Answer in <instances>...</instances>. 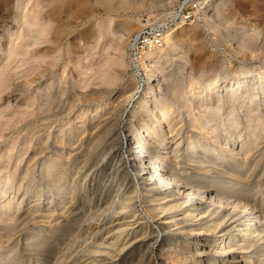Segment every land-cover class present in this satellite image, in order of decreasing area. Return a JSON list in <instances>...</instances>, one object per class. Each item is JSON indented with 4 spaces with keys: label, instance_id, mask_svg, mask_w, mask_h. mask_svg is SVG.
Masks as SVG:
<instances>
[{
    "label": "rangeland",
    "instance_id": "374dc122",
    "mask_svg": "<svg viewBox=\"0 0 264 264\" xmlns=\"http://www.w3.org/2000/svg\"><path fill=\"white\" fill-rule=\"evenodd\" d=\"M119 1L104 7L98 0H0V264H59L66 242L70 254L85 256L96 227L114 225L117 212L128 218L118 222L135 214L145 219L154 203L158 190L137 182L131 193L117 167L120 159L131 161L127 137L142 129L140 120L130 121L129 111L143 97L147 79L129 64L128 46L145 20L162 19L185 0ZM127 21L134 24L129 31ZM170 35L174 48L154 64L150 77L157 99L170 107L166 119L176 120L163 122L169 141L180 142L166 165L183 180L238 196L264 212V83L253 74L264 72V0H200L195 19ZM250 73L248 90L256 95L239 91L230 101L220 88L219 101L190 99L185 109L193 117L208 115L200 119L207 127L204 136L187 123L190 116L179 102L188 98L171 99L190 86ZM242 119L254 126L245 130ZM241 135L257 137L253 152L240 148ZM191 143L207 147L191 159ZM58 165L66 169L55 182L56 175L45 169ZM8 199L13 203L4 211ZM112 202L116 213L107 214ZM132 224L136 240L141 233ZM100 235L105 236L102 230ZM169 237L186 244L190 239ZM153 240L147 264H172L168 256L175 253L165 239L155 234ZM135 247L125 264H143L142 249Z\"/></svg>",
    "mask_w": 264,
    "mask_h": 264
},
{
    "label": "bare ground",
    "instance_id": "6f19581e",
    "mask_svg": "<svg viewBox=\"0 0 264 264\" xmlns=\"http://www.w3.org/2000/svg\"><path fill=\"white\" fill-rule=\"evenodd\" d=\"M98 1L104 7H111V5H113V2H111L112 0ZM133 26L134 24L132 21H127L124 27L127 29L126 31H129ZM173 37L169 34L164 40L165 48H163L162 45L153 51L145 53L137 63L133 62L131 59L128 60L133 69L138 70L140 67L147 76L143 97L135 101L133 107L129 111L130 121L132 119L140 120L139 126L142 129L137 135L135 134L127 137V146L131 151L129 155L131 161L125 163L120 159L119 162H117L119 163L117 167L120 168L121 180L124 181L125 186L128 185V189L131 188V193L136 192L133 184L137 182H141L149 191L153 189L158 190V192L156 194L154 193L151 197V201L154 203L148 207L150 208L148 211L149 213L145 214V219L148 220H145L140 214H135L132 216L133 218L131 220L118 222L119 218L121 220L128 218L123 217L122 212H115L113 201V204L111 203L112 205H110V208L108 207L109 209H107L106 212L107 214L116 213V215L119 216L118 218L116 216L117 222L114 225H110L108 228L102 227L103 224L101 226L102 228L96 227L97 231L93 233L94 237L92 238V243L89 244V250H87V255L85 256H80L76 252H73V255L70 254L69 248L71 244L64 242L65 244H62L63 247L60 249V254L58 255L57 262L59 264H125L129 255L128 252L135 246L142 249L141 261L143 264H147L151 252L150 250L153 249L152 247L157 241L153 240L155 234H159V236L165 239L164 245L167 246L169 252L175 253L174 255L169 253L170 256H168L172 264H204L205 262V264H264V212H261V210L259 211L256 204L245 202L242 198H238V196L234 197L225 192H212L198 184L183 180L180 176L175 174L173 171L175 167L173 165H171V168L166 165L167 160L174 158V151L180 150V142L176 140L169 141L167 137L169 134L165 136L166 130H163V122L167 123L166 125H174L176 120L166 119L167 116L169 118L170 107L164 98L157 99L158 94L156 95V85L151 82L150 77L154 73V64L161 59H165L169 55L170 48H174L175 44ZM253 74L256 76V81L260 84L264 83V72H256ZM252 76L253 75L250 73L249 75H244L243 78L217 80L213 84L205 85L204 87L190 86L186 92L178 90L174 92V94L172 93L171 99H173V102L178 103L180 99L188 98V100L186 99L179 102L181 107L185 109V107L189 103L192 104L193 101H219L220 95L218 90L220 88L225 90L224 93L227 91L230 101L237 98L236 94L239 91H248L249 94L256 95V92L248 90L251 84L248 83V80L251 79ZM128 97H131V95ZM219 106L220 105H217L216 108H219ZM98 109L97 107L93 109V114L96 115ZM185 110H187V108ZM186 112L187 115L190 116L187 123L193 126L195 130L199 132V135L204 136L207 127L201 123L202 120L200 121V119L206 116L208 118V115L201 113L203 117L200 116V118H196L193 117L192 111V114L188 110ZM220 115L221 113L216 114V116L221 119ZM241 122H244L243 125L245 126V130L246 128L248 129L254 126L248 120L242 119ZM205 124H207V119ZM240 126L242 125L240 124ZM252 133V135H255L254 132ZM243 135L239 137L242 141L244 140V146H240V148L244 147L248 149L249 153L257 144L256 141L258 139L255 137L253 140ZM11 147L10 145L8 148L9 151L6 154L8 157L13 149V147ZM202 147L206 148L207 145L205 147V145H192L191 143V146L188 147L189 154L187 155L191 159L194 158L195 154L198 153ZM224 151L225 149L223 148L219 150V157H222ZM240 155L241 154L238 152L236 155L237 159ZM36 163L34 162L33 164ZM244 163H246V161H243V164ZM27 164L29 163L27 162ZM33 167H35V165ZM63 169L66 168H62L58 165L47 167L45 170L47 173L51 172V174L53 173V175H56L53 181L59 182V178L61 177L60 174L63 172ZM129 173L132 175L131 180L128 178ZM146 192H148V190H146ZM22 199L23 198H21V200ZM129 199L130 197H128L126 201ZM12 203V199L5 201L2 205L3 210L9 209ZM65 213V215L69 214L68 209L65 210ZM153 220H155L154 225L151 223ZM132 223L138 224L137 227L141 233L138 238H135L136 240H134L132 235V237L130 236L129 232L132 227H134ZM45 226L46 225H42V227ZM101 230L102 233L105 234L103 237L100 235ZM172 234L188 236L190 239L187 241V244L176 242V239L174 240L173 238L168 240V238H170L169 236ZM69 254L72 255V257H70ZM44 256L47 255L45 254Z\"/></svg>",
    "mask_w": 264,
    "mask_h": 264
},
{
    "label": "built area",
    "instance_id": "2783aa9c",
    "mask_svg": "<svg viewBox=\"0 0 264 264\" xmlns=\"http://www.w3.org/2000/svg\"><path fill=\"white\" fill-rule=\"evenodd\" d=\"M200 8V0H185L176 11L167 13L162 19H147L130 39L128 57L133 62L147 52L164 44L165 38L177 27L195 19Z\"/></svg>",
    "mask_w": 264,
    "mask_h": 264
}]
</instances>
